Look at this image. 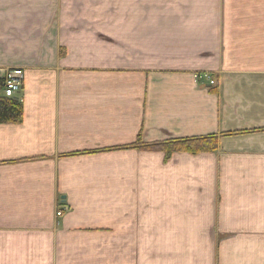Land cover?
I'll use <instances>...</instances> for the list:
<instances>
[{
    "label": "crops",
    "instance_id": "crops-1",
    "mask_svg": "<svg viewBox=\"0 0 264 264\" xmlns=\"http://www.w3.org/2000/svg\"><path fill=\"white\" fill-rule=\"evenodd\" d=\"M79 3L0 0V98L20 69L24 110L0 124V264H264V0H83L38 22ZM213 135L169 161L127 148ZM206 185L212 210L172 198Z\"/></svg>",
    "mask_w": 264,
    "mask_h": 264
},
{
    "label": "trees",
    "instance_id": "trees-1",
    "mask_svg": "<svg viewBox=\"0 0 264 264\" xmlns=\"http://www.w3.org/2000/svg\"><path fill=\"white\" fill-rule=\"evenodd\" d=\"M23 120V104L19 99H8L2 96L0 98V124H21ZM127 148L138 151L163 152L166 156L165 160L169 161L175 153H188L191 155L215 153L220 148V139L218 136L213 135L145 144L142 142L141 137H139L136 144Z\"/></svg>",
    "mask_w": 264,
    "mask_h": 264
},
{
    "label": "rangeland",
    "instance_id": "rangeland-1",
    "mask_svg": "<svg viewBox=\"0 0 264 264\" xmlns=\"http://www.w3.org/2000/svg\"><path fill=\"white\" fill-rule=\"evenodd\" d=\"M79 4H80L79 6L78 5L75 6L71 4L70 7L67 6V4L63 6L61 5L59 12H57L55 15H52L51 11L48 12L47 10H45L41 14L39 13L40 15H37L39 17V19L37 18L38 22H58L59 19H60V22H64V20L68 17V14H71L73 17V20H70V22H74L75 16L84 10L83 9L84 5H82L83 0H80ZM31 16H33L32 12L29 11L28 17H31ZM18 71L20 72V69L1 70L3 74H7L10 72H18ZM206 76H209V75H206ZM2 88H3V84H2ZM153 152H159V151H153ZM178 189H180V194H177V196H172L174 201H179L178 202L179 204L182 203V205L187 206L188 207L187 209L189 210H198V209L199 210H212V202L214 201V195H216V193L214 194L212 187H208L207 185L203 187L202 186L201 187L200 186L198 187L185 186V187H181ZM156 196L158 197L162 195L157 194Z\"/></svg>",
    "mask_w": 264,
    "mask_h": 264
},
{
    "label": "built area",
    "instance_id": "built-area-1",
    "mask_svg": "<svg viewBox=\"0 0 264 264\" xmlns=\"http://www.w3.org/2000/svg\"><path fill=\"white\" fill-rule=\"evenodd\" d=\"M3 97L8 99H14L22 90V74L21 72H10L3 74ZM208 82L213 86L215 80L211 76H206ZM58 217L63 216V212L57 213Z\"/></svg>",
    "mask_w": 264,
    "mask_h": 264
},
{
    "label": "water",
    "instance_id": "water-1",
    "mask_svg": "<svg viewBox=\"0 0 264 264\" xmlns=\"http://www.w3.org/2000/svg\"><path fill=\"white\" fill-rule=\"evenodd\" d=\"M15 99H17V98H15Z\"/></svg>",
    "mask_w": 264,
    "mask_h": 264
}]
</instances>
